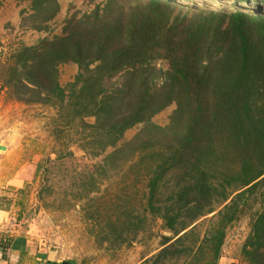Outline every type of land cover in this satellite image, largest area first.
I'll return each mask as SVG.
<instances>
[{
	"label": "trees",
	"instance_id": "trees-1",
	"mask_svg": "<svg viewBox=\"0 0 264 264\" xmlns=\"http://www.w3.org/2000/svg\"><path fill=\"white\" fill-rule=\"evenodd\" d=\"M20 1L42 15L36 30L44 35L0 63V88L78 120L98 153L112 149L101 168L139 172V207L116 219L119 242L143 230L149 215L170 235L140 264H217L227 229L248 210L240 253L245 264H264V14L88 0L50 33L58 1ZM62 64L78 68L66 88ZM170 106L168 122L156 124Z\"/></svg>",
	"mask_w": 264,
	"mask_h": 264
},
{
	"label": "rangeland",
	"instance_id": "rangeland-1",
	"mask_svg": "<svg viewBox=\"0 0 264 264\" xmlns=\"http://www.w3.org/2000/svg\"><path fill=\"white\" fill-rule=\"evenodd\" d=\"M57 1L59 12L46 28L50 33L61 31L68 14L80 15L89 8L88 0ZM177 1L197 9L264 14V0ZM28 8L29 1L0 0V63L44 35L36 30L42 15L33 16ZM77 71L74 64L60 65L61 86L66 88ZM120 80L117 77L108 84ZM172 108L156 114L153 121L165 125ZM69 118L51 104L26 103L17 100L9 88H0V208L10 212L11 222L36 245L55 251L69 264H140L160 248L162 235L170 233L160 219L148 215L143 230L119 242L113 232L121 227L115 221L139 207L134 181L139 172L125 173L119 165L101 168L103 157L112 149L98 153L97 146L84 138L87 130ZM140 127L128 129L119 144L130 140ZM8 177L12 182H6ZM18 180L22 182L18 184ZM258 208L256 204L253 210ZM209 217L197 221L201 229ZM250 217V211H244L227 229L217 264H245L240 249L249 232Z\"/></svg>",
	"mask_w": 264,
	"mask_h": 264
},
{
	"label": "crops",
	"instance_id": "crops-1",
	"mask_svg": "<svg viewBox=\"0 0 264 264\" xmlns=\"http://www.w3.org/2000/svg\"><path fill=\"white\" fill-rule=\"evenodd\" d=\"M15 173L18 176V172ZM9 177L7 183L12 182ZM11 220L10 212L0 208V264H69L55 251L36 245L27 232Z\"/></svg>",
	"mask_w": 264,
	"mask_h": 264
}]
</instances>
